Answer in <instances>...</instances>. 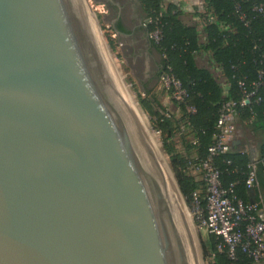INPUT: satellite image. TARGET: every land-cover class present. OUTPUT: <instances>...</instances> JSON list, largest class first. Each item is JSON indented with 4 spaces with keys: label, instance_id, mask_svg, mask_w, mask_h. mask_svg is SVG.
<instances>
[{
    "label": "water",
    "instance_id": "1",
    "mask_svg": "<svg viewBox=\"0 0 264 264\" xmlns=\"http://www.w3.org/2000/svg\"><path fill=\"white\" fill-rule=\"evenodd\" d=\"M87 3L0 0V264H201Z\"/></svg>",
    "mask_w": 264,
    "mask_h": 264
},
{
    "label": "trees",
    "instance_id": "2",
    "mask_svg": "<svg viewBox=\"0 0 264 264\" xmlns=\"http://www.w3.org/2000/svg\"><path fill=\"white\" fill-rule=\"evenodd\" d=\"M138 1L146 14L150 34L160 31L159 40H152L161 56L160 71L165 65L170 66L187 92L184 103L173 101L179 116L167 112L154 95L138 97L152 128L160 135L181 194L191 204L196 193L201 208L206 209V182L190 169L204 174L200 168L215 141L221 106L225 101L242 100L244 93L239 82H243L245 92L254 96L248 105L238 108L234 122L237 128L240 125L256 135L258 159L251 162L246 152L231 146L229 152L213 157L211 163L220 172L223 189L233 185L234 196L256 204L264 214L260 195L264 191V15L255 10L261 5L264 8V0H203L198 13L200 26L185 23L176 4L164 6V0ZM119 30L127 33L121 27ZM176 140L181 150L176 148ZM251 170L255 182L249 188ZM260 212L257 217L262 219ZM221 242L218 236L208 233L202 243L207 264H256L240 248L230 258L226 248L217 249Z\"/></svg>",
    "mask_w": 264,
    "mask_h": 264
},
{
    "label": "built area",
    "instance_id": "3",
    "mask_svg": "<svg viewBox=\"0 0 264 264\" xmlns=\"http://www.w3.org/2000/svg\"><path fill=\"white\" fill-rule=\"evenodd\" d=\"M255 10L264 15L263 5ZM243 18V16L241 17ZM212 20V19H211ZM154 41L160 38V31L152 33ZM159 82L162 88L169 91L173 101L184 103L187 92L182 87L181 82L171 73V68L165 65L159 74ZM239 87L244 95L240 102L225 101L220 109V116L216 128L218 130L214 143L209 147V157L202 163L201 170L204 171V181L206 182V209L200 206V200L196 193L193 194L191 206L194 214L201 220L202 226L209 234L218 236L222 242L217 249L224 248L230 258H234L235 250L246 253L254 261L264 260V218L259 219L257 214L259 208L254 203H245L233 194L230 189H223L219 181L220 172L212 166L213 157L225 154L230 151V139L236 131L234 122L239 107L248 105L254 93H246L243 82H239ZM193 111L192 108H189ZM255 182L254 170H251L247 179V186L252 188ZM261 216H263L261 214Z\"/></svg>",
    "mask_w": 264,
    "mask_h": 264
},
{
    "label": "rangeland",
    "instance_id": "4",
    "mask_svg": "<svg viewBox=\"0 0 264 264\" xmlns=\"http://www.w3.org/2000/svg\"><path fill=\"white\" fill-rule=\"evenodd\" d=\"M119 1L122 2L124 0ZM87 2V5L89 6V13L95 20V25L99 30L98 33L100 35L102 45H104L106 48L105 49L103 46L113 75L118 82L119 87L125 98L127 99L129 105L132 107L135 113H137L136 115L139 119L140 124L142 125V128L148 136L150 144H156L159 150L158 152L163 157L167 169L171 173L172 178L179 190L175 174L171 168L170 159L163 149L160 135L152 128L149 116L139 105L138 97L145 96V94L141 93L142 90H140L139 86L141 62L143 57L141 55L140 58L136 57V55L131 52V49L129 48L131 40H129V38H120L112 30V19L108 17V11L106 10V5L108 6V3L105 4L100 0H87ZM114 2L117 3L118 1ZM150 38L153 40L154 36L151 34ZM136 48H138V46ZM138 50H140V48H138ZM176 142V148L178 150H181L180 143L178 142V140H176ZM190 170L189 171L198 178H204L203 172L198 171L197 169L193 170L192 168ZM179 193L181 195L184 210L188 215V224H191L189 225L191 227L190 230H192L191 233L194 239L197 254L200 255L199 258L201 259V264H207L208 260H206L203 255L202 243L206 240L208 232L202 226L201 220L198 218V216L194 214L190 202H188V200L181 194L180 190Z\"/></svg>",
    "mask_w": 264,
    "mask_h": 264
},
{
    "label": "crops",
    "instance_id": "5",
    "mask_svg": "<svg viewBox=\"0 0 264 264\" xmlns=\"http://www.w3.org/2000/svg\"><path fill=\"white\" fill-rule=\"evenodd\" d=\"M168 4H176L180 7L185 23L201 25L202 22L198 13L202 9L203 0H164L163 5L166 6ZM141 56L143 57L139 79L141 93L154 95L167 112L179 116V112L174 106L170 95L160 86L161 56L156 50H147ZM230 144L235 150L246 152L251 162H255L258 159V139L249 129L239 125L230 139ZM260 195L262 200H264V191L260 192ZM251 199L255 200V192L251 194ZM260 213L264 215L262 212ZM256 264H264V260L258 261Z\"/></svg>",
    "mask_w": 264,
    "mask_h": 264
},
{
    "label": "flooded vegetation",
    "instance_id": "6",
    "mask_svg": "<svg viewBox=\"0 0 264 264\" xmlns=\"http://www.w3.org/2000/svg\"><path fill=\"white\" fill-rule=\"evenodd\" d=\"M106 5L107 15L111 21L112 30L120 38H129L131 44L129 48L131 52L140 58V55L144 54L147 50H155L152 39L150 38V32L148 30V20L146 14L142 11L138 0H119L116 5H113L105 0H100ZM119 27L123 28L126 32L119 30ZM116 30L118 32H116ZM138 44V45H137ZM140 50H138V48ZM161 66V65H160ZM161 69V67H160Z\"/></svg>",
    "mask_w": 264,
    "mask_h": 264
},
{
    "label": "bare ground",
    "instance_id": "7",
    "mask_svg": "<svg viewBox=\"0 0 264 264\" xmlns=\"http://www.w3.org/2000/svg\"><path fill=\"white\" fill-rule=\"evenodd\" d=\"M91 18H92V21L94 22V29H95L96 34H97V36H98V39H99L100 45H101V47H102L103 53H104V55H105V57H106V60L108 61L107 56H106V53H105V50H104L105 46L102 45L101 38H100V35H99V33H98L99 30L97 29V26L95 25L96 22H95V20L93 19L92 16H91ZM103 46H104V48H103ZM105 49H106V48H105ZM108 63H109V61H108ZM109 66H110V65H109ZM117 83H118V82H117ZM118 85H119V84H118ZM123 95H124V94H123ZM124 97H125V96H124ZM125 100H126L128 106H129L131 112L133 113L134 117L136 118L137 122L139 123V125H140L141 128H142V125L140 124L139 119H138V117H137V115H136L137 113H135V111H134V110L132 109V107L129 105V103H128V101H127L126 98H125ZM129 100H130V99H129ZM142 130L144 131L143 128H142ZM144 133H145V135L147 136V134H146L145 131H144ZM147 138H148V136H147ZM152 147H153L155 153L157 154L159 160L161 161L163 167L165 168V170H166V172H167V174H168V176H169V178H170V180H171V182H172V184H173V186H174V188H175V190H176V192H177V194H178V196H179V198H180V200H181V203H182V199H181V195H180V193H179V190H178V188H177V186H176V184H175V182H174V180H173V178H172L171 173H170L169 170L167 169V166H166V163H165L163 157H162L161 154L158 152L159 150H158L156 144H155V143L152 144ZM182 206H183V204H182ZM183 209H184V207H183ZM184 212H185L186 218L188 219V215L186 214V211H185V210H184ZM187 221H188V220H187ZM189 224H190V223H189ZM190 225H191V224H190ZM190 225H189V227H190ZM190 229H191V227H190ZM198 257H199V255H198Z\"/></svg>",
    "mask_w": 264,
    "mask_h": 264
}]
</instances>
